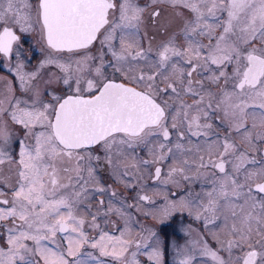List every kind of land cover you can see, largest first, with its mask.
<instances>
[{
  "label": "snow or ice",
  "instance_id": "snow-or-ice-1",
  "mask_svg": "<svg viewBox=\"0 0 264 264\" xmlns=\"http://www.w3.org/2000/svg\"><path fill=\"white\" fill-rule=\"evenodd\" d=\"M3 68L0 264H264V0H0Z\"/></svg>",
  "mask_w": 264,
  "mask_h": 264
},
{
  "label": "rangeland",
  "instance_id": "rangeland-1",
  "mask_svg": "<svg viewBox=\"0 0 264 264\" xmlns=\"http://www.w3.org/2000/svg\"><path fill=\"white\" fill-rule=\"evenodd\" d=\"M27 54L29 55L28 52H27ZM40 58L42 59V57H33V58L31 59V61L28 62V64L26 65L25 70H26V71H31V70H33L34 68L32 67V65L35 64V63H37V62L40 60ZM17 84H18V83H17ZM141 155H142V156H146L145 153H142ZM145 158H148V157L146 156ZM150 167H151V166H150ZM166 171H167V169L165 168V172H166ZM100 175L102 176V178L104 179V181H105L106 183L113 184V186H114L115 189L118 191V193H120V194H121V193H128V195H130V197H132V195L136 193V190H135V189H131V188L126 189V188L124 187L123 183H119V184H117L116 182H114L113 180H111V178L108 176V174H107L106 172H101ZM144 180H146L147 182H150V183L152 182V178L150 177L148 171H144V172H143V181H144ZM143 181H142V182H143ZM159 186H162L163 189H160ZM169 188H172V187H171L170 185H168V186H164V185H161V184L157 183V188H156L155 190H158V191H167ZM146 189H147L149 195H152V194H153V190H154V188H153L152 186H150L149 189H148V188H146ZM173 190H174V189H173ZM124 198L127 199V196H124ZM161 198H162V197L154 196V199H156L158 203H161V201H162ZM140 218H143V217L141 216V214H140ZM150 224H151V221H150ZM166 224H174V222H167ZM109 227H110V226H109ZM155 227H156V226H155ZM194 227L197 228L196 226H194ZM156 229H157L158 231H159L160 229H163V231L160 232L161 237H164V236H170V235H171V233H170L168 227H166V228L156 227ZM186 230H187V228L184 229V234H185V231H186ZM0 231H2V229H0ZM187 238H188V237L185 236V237L179 239V242H177V243H179V244L182 245V244L187 240ZM171 239L174 240L172 236H171ZM166 259H168V257H166ZM172 259H174V258L172 257ZM202 264H205V262L202 261ZM207 264H211L210 260L207 261Z\"/></svg>",
  "mask_w": 264,
  "mask_h": 264
},
{
  "label": "flooded vegetation",
  "instance_id": "flooded-vegetation-1",
  "mask_svg": "<svg viewBox=\"0 0 264 264\" xmlns=\"http://www.w3.org/2000/svg\"><path fill=\"white\" fill-rule=\"evenodd\" d=\"M143 2H144V0H141V3H143ZM22 44L24 46L25 53H26L27 56H28L27 52H29L34 57H43V53L40 50V44L38 43V39L35 36V34L23 35L22 36ZM37 63L33 64L32 67L35 68ZM27 64H28V62H26V65ZM0 70L4 71L5 75H8V72H7L6 68L0 69ZM15 83H18V82H15ZM143 183H144L145 187L148 188V189L150 188V186H152L154 189H156V183L157 182H154L153 180H152L151 183L147 182L146 180H144ZM170 186L172 187V185H170ZM196 190L197 191L200 190V186L199 185H196ZM121 195L123 197L127 196V199H128L129 202H132V198L135 196V195H133L132 197H130V195L123 194V193H121ZM104 198L107 200L108 199L107 195H105ZM132 212H133L134 216L140 218V213L135 212L134 209H132Z\"/></svg>",
  "mask_w": 264,
  "mask_h": 264
}]
</instances>
